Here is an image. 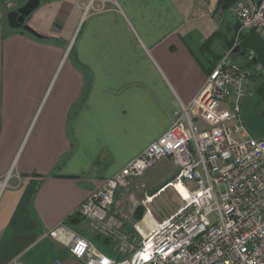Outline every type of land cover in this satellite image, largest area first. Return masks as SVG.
<instances>
[{
	"label": "crops",
	"instance_id": "0c3cea01",
	"mask_svg": "<svg viewBox=\"0 0 264 264\" xmlns=\"http://www.w3.org/2000/svg\"><path fill=\"white\" fill-rule=\"evenodd\" d=\"M221 1L97 0L86 13L88 0H50L30 33L6 38L0 4V176H13L0 264H83L49 232L162 137L222 59H245L228 50L233 6ZM70 228L103 240L82 219Z\"/></svg>",
	"mask_w": 264,
	"mask_h": 264
},
{
	"label": "built area",
	"instance_id": "2783aa9c",
	"mask_svg": "<svg viewBox=\"0 0 264 264\" xmlns=\"http://www.w3.org/2000/svg\"><path fill=\"white\" fill-rule=\"evenodd\" d=\"M95 1L88 0L86 13ZM17 2L0 0L9 11ZM232 14L241 25L233 49L243 33L257 32L264 40V1L238 0ZM255 59L253 51L245 56L247 63ZM248 75L230 56L222 59L198 97L175 111L166 133L81 205L80 218L115 255L101 252L66 222L48 237L83 264H264V138L253 136L242 115ZM163 159L177 168L171 187L182 205L138 241L111 210L122 190ZM12 180L11 172L0 176V200ZM156 196L145 197L142 206Z\"/></svg>",
	"mask_w": 264,
	"mask_h": 264
},
{
	"label": "rangeland",
	"instance_id": "374dc122",
	"mask_svg": "<svg viewBox=\"0 0 264 264\" xmlns=\"http://www.w3.org/2000/svg\"><path fill=\"white\" fill-rule=\"evenodd\" d=\"M2 6V5H0ZM21 5H17L16 8ZM10 11H6L9 13ZM228 18L231 20L233 25L236 22V19L231 18L229 11H227ZM6 23V18L3 20ZM236 66L242 67V64L246 63L244 58H238L233 61ZM244 72L254 75V71L244 70ZM262 73V71H260ZM250 75V76H251ZM259 75V74H257ZM248 75L246 89H245V97L243 100L247 99V97L253 94L260 85L264 82V74L263 78L260 81L255 82V80L250 79ZM254 137H257L253 134ZM177 173V168L169 159H163L158 162L153 168L145 173L144 176L137 179L134 185L128 187V189H124L120 192L119 198L122 203L121 211L119 212V216L126 225V229L128 233L136 236L138 241H142V237L147 235L151 230L155 229L160 223L164 220L168 219L172 216L182 205V199L178 195V193L171 187V184L165 188L161 193L159 192L155 199L148 204V206H143L146 210L145 216L142 221L136 222L134 220V211L139 206H142L143 200L145 197H152V193L159 189L168 179H170L173 175ZM132 197V198H131ZM152 212V216L150 217L149 223H144L146 219L147 212ZM120 222V221H119ZM122 222V221H121ZM122 222V223H123ZM95 246L104 254L108 256L113 255V250L109 247V245L105 244L104 240H95Z\"/></svg>",
	"mask_w": 264,
	"mask_h": 264
},
{
	"label": "water",
	"instance_id": "95a60500",
	"mask_svg": "<svg viewBox=\"0 0 264 264\" xmlns=\"http://www.w3.org/2000/svg\"><path fill=\"white\" fill-rule=\"evenodd\" d=\"M50 0H18L20 7L13 8L7 14V22L12 30L31 31L26 25L27 18L40 6L42 2ZM238 0H227L223 10H229ZM236 19V18H235ZM236 33L240 32L241 25L236 19L234 24ZM250 51L255 52V62L258 63L264 71V40L257 32L247 34L240 44L233 50V53H241L245 57ZM264 104V82L258 89L244 102L242 115L249 131L258 138H264V111L258 109ZM177 178V173L168 179L158 190H164L172 184Z\"/></svg>",
	"mask_w": 264,
	"mask_h": 264
},
{
	"label": "trees",
	"instance_id": "16d2710c",
	"mask_svg": "<svg viewBox=\"0 0 264 264\" xmlns=\"http://www.w3.org/2000/svg\"><path fill=\"white\" fill-rule=\"evenodd\" d=\"M227 0H222L221 1V5H224V3L226 2ZM232 25V29H234V25H233V23L231 24ZM16 32H19V33H30L29 31H23V30H20V31H12V30H8L7 32H5V34H4V38H6V37H8V36H10L11 34H13V33H16ZM232 33H233V37H231V39H230V41H229V45H228V50H231L232 48H233V46H234V44H235V41H236V39H237V36H238V34L236 33V32H234L233 30H232ZM248 33H243L242 35H241V39H243L246 35H247ZM37 37V39L39 40V41H42V40H44V41H46L47 39H45V38H43V37H38V36H36ZM258 66V63H256V62H251V63H247L246 62V65H244V67L245 68H248V69H254V68H256ZM244 67H241L240 69L242 70V69H244ZM261 78H263V77H261L260 75H257V74H254V75H251L250 76V79H253V80H255V82H257V81H260L261 80ZM260 79V80H259ZM162 190H157V191H154L153 193H152V196H155V195H157L159 192H161ZM145 213H146V210H145V208L143 207V206H139L138 208H136V210L134 211V220L136 221V222H140V221H142V219H143V217L145 216ZM81 221V218H80V215H79V213H76L75 215H73L72 217H70L67 221H66V224L69 226V227H72V226H74V224H76V223H79Z\"/></svg>",
	"mask_w": 264,
	"mask_h": 264
},
{
	"label": "bare ground",
	"instance_id": "6f19581e",
	"mask_svg": "<svg viewBox=\"0 0 264 264\" xmlns=\"http://www.w3.org/2000/svg\"><path fill=\"white\" fill-rule=\"evenodd\" d=\"M178 190L182 193V195H183L184 197H188V196H187V193H186V191H185V189H184L183 186L178 185ZM149 221H150V216L148 215V216L146 217L144 223H147V222L149 223Z\"/></svg>",
	"mask_w": 264,
	"mask_h": 264
},
{
	"label": "flooded vegetation",
	"instance_id": "af4514ba",
	"mask_svg": "<svg viewBox=\"0 0 264 264\" xmlns=\"http://www.w3.org/2000/svg\"><path fill=\"white\" fill-rule=\"evenodd\" d=\"M251 95H252V94H251ZM251 95H249V96L247 97V99H248ZM247 99H246V100H247ZM258 111H259V112L264 111V104H262V106L258 109Z\"/></svg>",
	"mask_w": 264,
	"mask_h": 264
}]
</instances>
